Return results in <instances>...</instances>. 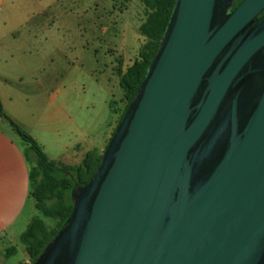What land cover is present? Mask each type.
I'll list each match as a JSON object with an SVG mask.
<instances>
[{
    "label": "water",
    "instance_id": "1",
    "mask_svg": "<svg viewBox=\"0 0 264 264\" xmlns=\"http://www.w3.org/2000/svg\"><path fill=\"white\" fill-rule=\"evenodd\" d=\"M177 0L73 213L31 264H264V0Z\"/></svg>",
    "mask_w": 264,
    "mask_h": 264
},
{
    "label": "rangeland",
    "instance_id": "2",
    "mask_svg": "<svg viewBox=\"0 0 264 264\" xmlns=\"http://www.w3.org/2000/svg\"><path fill=\"white\" fill-rule=\"evenodd\" d=\"M147 16L143 0H0V26L17 31L15 45L7 40L1 46L17 58L8 67L23 68V104L36 118L50 116L40 143L32 138L51 159L77 167L87 153L106 151L128 104L121 74L145 51L140 27ZM34 203L20 229L0 242V264H31L20 242L31 218L57 228L59 220L44 218ZM10 247L18 249L13 257Z\"/></svg>",
    "mask_w": 264,
    "mask_h": 264
},
{
    "label": "trees",
    "instance_id": "3",
    "mask_svg": "<svg viewBox=\"0 0 264 264\" xmlns=\"http://www.w3.org/2000/svg\"><path fill=\"white\" fill-rule=\"evenodd\" d=\"M176 1L143 0L144 6L148 10V16L140 27V33L147 40V43L142 59L136 61L126 73L121 74L120 88L125 93L128 104L119 124L148 74L149 67L167 30ZM0 119L6 120L14 133L27 145L25 157L27 162L32 165L30 189L31 196L36 201L37 210L44 218L59 220L57 228L51 229L47 227L44 220L34 218L27 230L21 235L20 242L25 247L32 263L42 255L70 219L74 210L72 193L89 184L101 162L102 155L92 151L87 153L80 166L61 165L55 161H50L37 142L5 116L1 100ZM17 252L16 247L7 249L9 257H13Z\"/></svg>",
    "mask_w": 264,
    "mask_h": 264
},
{
    "label": "crops",
    "instance_id": "4",
    "mask_svg": "<svg viewBox=\"0 0 264 264\" xmlns=\"http://www.w3.org/2000/svg\"><path fill=\"white\" fill-rule=\"evenodd\" d=\"M16 32L13 27L0 26V100L5 116L40 143L38 136L42 133L41 129L47 124V120H51L50 116L43 115V118H36L33 110L23 104L20 96L23 94L18 87V82L23 79L20 73L23 68L18 63L19 67H8V61L16 63L17 58L1 46L3 45L1 43L7 40H14L10 44L15 45ZM31 78L36 77L34 75ZM40 86L43 91H47L45 85L40 84ZM58 93L61 92L58 90L56 95H59ZM25 102L29 103L28 97ZM26 149L22 139L14 133L10 124L0 119V242L9 239L17 229H20L19 224L30 204L35 202L36 207L30 189L32 165L26 160ZM42 149L46 151L44 147ZM47 157L50 161H55L48 155ZM85 157L76 166H80ZM33 219L27 222V228Z\"/></svg>",
    "mask_w": 264,
    "mask_h": 264
},
{
    "label": "flooded vegetation",
    "instance_id": "5",
    "mask_svg": "<svg viewBox=\"0 0 264 264\" xmlns=\"http://www.w3.org/2000/svg\"><path fill=\"white\" fill-rule=\"evenodd\" d=\"M243 0H237L234 9L242 2ZM264 17V11L258 16V19H262Z\"/></svg>",
    "mask_w": 264,
    "mask_h": 264
}]
</instances>
